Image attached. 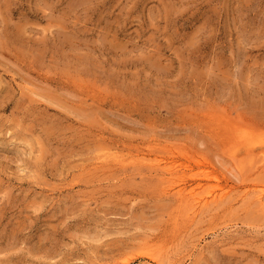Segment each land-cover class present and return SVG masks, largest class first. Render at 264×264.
Here are the masks:
<instances>
[{
  "label": "rangeland",
  "instance_id": "374dc122",
  "mask_svg": "<svg viewBox=\"0 0 264 264\" xmlns=\"http://www.w3.org/2000/svg\"><path fill=\"white\" fill-rule=\"evenodd\" d=\"M0 264H264V0H0Z\"/></svg>",
  "mask_w": 264,
  "mask_h": 264
},
{
  "label": "bare ground",
  "instance_id": "6f19581e",
  "mask_svg": "<svg viewBox=\"0 0 264 264\" xmlns=\"http://www.w3.org/2000/svg\"><path fill=\"white\" fill-rule=\"evenodd\" d=\"M179 184V183H178ZM178 187H180V185L178 186ZM177 188V187H176ZM185 190V189H184ZM190 191H191V189H190ZM176 192H177V190H176ZM184 191H183V186L181 187V188H178V192L177 193H179L180 195L183 193ZM193 192V191H192ZM192 192H190V193H192ZM210 193V192H209ZM213 193V192H212ZM217 193V192H216ZM215 192H214V196H215V194H216ZM218 194H219V192H218ZM213 195V194H212ZM213 196V197H214ZM196 198V197H195ZM198 199V198H197ZM201 200V199H200ZM204 200V199H203Z\"/></svg>",
  "mask_w": 264,
  "mask_h": 264
}]
</instances>
